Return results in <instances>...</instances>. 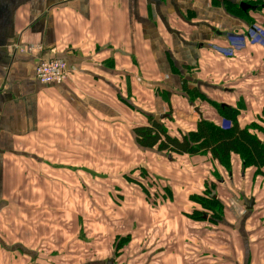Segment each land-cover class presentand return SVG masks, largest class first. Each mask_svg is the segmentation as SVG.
Listing matches in <instances>:
<instances>
[{
  "label": "crops",
  "instance_id": "1",
  "mask_svg": "<svg viewBox=\"0 0 264 264\" xmlns=\"http://www.w3.org/2000/svg\"><path fill=\"white\" fill-rule=\"evenodd\" d=\"M223 1L0 0V264H87L92 237L73 231L85 220L77 207L93 221L95 264H264L260 221L243 200L264 206V175L237 154L229 172L211 154L144 150L133 131L150 117L173 137L202 119L225 127L217 107H232L264 143V48L228 44L246 25ZM50 60L68 66L67 82L36 81ZM212 185L224 206L217 223L195 199ZM34 194L57 201L42 210L53 216L46 230L33 220ZM120 231L131 247L124 256L121 241L108 256Z\"/></svg>",
  "mask_w": 264,
  "mask_h": 264
},
{
  "label": "trees",
  "instance_id": "2",
  "mask_svg": "<svg viewBox=\"0 0 264 264\" xmlns=\"http://www.w3.org/2000/svg\"><path fill=\"white\" fill-rule=\"evenodd\" d=\"M226 1L225 7L230 11H227L228 15L237 20L239 18L244 20L245 18L247 21L252 10L257 13L264 8V0H256L255 2L237 0V4L233 0ZM241 3H247L252 9L242 10ZM209 102L212 104V101ZM217 108L227 121L225 127L202 119L196 131L181 134L180 137H173L164 125L159 124L150 117L149 126L137 127L133 130L137 143L144 150H155L167 155L196 156L211 154L212 158L229 172L231 170V156L237 154L241 157L244 168L254 167L260 175H264L262 171L264 168V143H261L259 138L251 134L248 129L240 127L238 122L240 111L238 109L232 107L221 108V106ZM150 184H156L154 179H151ZM214 187L212 185V188H207L204 196L195 199L204 205L208 211H211V221L217 223L222 221L224 217V206L214 199ZM166 190L167 194L171 196L170 189L167 188ZM199 217L197 216V218Z\"/></svg>",
  "mask_w": 264,
  "mask_h": 264
},
{
  "label": "rangeland",
  "instance_id": "3",
  "mask_svg": "<svg viewBox=\"0 0 264 264\" xmlns=\"http://www.w3.org/2000/svg\"><path fill=\"white\" fill-rule=\"evenodd\" d=\"M236 4L238 3L237 0H233ZM248 1H253L255 2L256 0H248ZM227 1H223V4H225ZM262 4V3H261ZM223 6V5H222ZM225 11L227 12H230L229 10L226 9V7H224ZM227 12V14H228ZM240 20H242L246 26H244L241 30L239 31H235L234 33H227L226 34V40L228 42V44H231V45H238V44H242L243 47L245 44L247 43H250V44H256V45H259L261 47L264 48L263 45H260V44H257V43H254V42H259V41H262L264 42V36H263V40L260 39V36H258L257 34L254 33V31L256 30H260L263 35H264V10L261 9L260 11H258L256 14H254L253 12L250 13L249 15V19H247V21L242 19V18H239ZM250 35L253 36L250 37ZM250 39V40H249ZM216 47V51L218 50V46H215ZM229 48H232V47H226L224 49H229ZM214 49V47H213ZM234 49V48H233ZM218 53H220L219 51H217ZM225 54H227L226 51H223ZM222 54V53H221ZM236 54V51L234 49L233 51V54L232 56H226L224 55L225 57H233L235 56ZM197 98V97H196ZM198 99V98H197ZM199 102L203 105V104H208L210 105L207 97H199ZM211 106V105H210ZM146 188V186H144ZM43 191V190H42ZM40 191V192H42ZM216 192H213V194L215 195ZM164 194V193H163ZM238 199H241L240 197ZM248 199V198H247ZM53 203H57V201H46V200H43L40 196H37L36 194L33 195L32 197V202L28 201V205H32L34 208H37L36 210L38 212H40L39 214V217H35L33 218L34 221L36 220H41L44 224V226L42 228L45 227V229L43 230H46L47 227H46V222L45 220L46 219H53V216L52 215H45V214H42V210L44 209V207H46L48 204H53ZM18 206V204H17ZM73 211H75V215L77 217V219L79 220L80 217H84V223H74L72 226L73 228V231L75 230H79L81 231V233H85V235L87 236H90V238L92 239L90 243H87V264H95V263H98L99 262V251L98 250V241H96L94 239L93 236H91L90 234L87 233V230L88 231H93L95 230L94 228H92V223L93 221H91L92 219L91 218H88L87 219V214L90 215V212L88 211L87 212V209H83V208H74L72 209ZM204 212H196L194 215L196 216H202V215H207L208 214V211H206V209H203ZM78 211H81V214L82 215H79L78 216ZM86 212V216L83 215V212ZM245 213H251V215H253L254 218H258L259 221H260V227L257 228V231L260 232V234H258L259 238L262 239V242H264V206H258L255 204V201H254V204L252 206V209L248 210L246 209L245 207ZM17 217V216H16ZM23 217V216H22ZM24 218V217H23ZM73 218V216H72ZM71 218V219H72ZM252 220V218H251ZM63 228L66 226L65 225H62ZM68 230V229H67ZM116 229H114L115 231ZM122 232V233H120ZM116 236L117 238L113 239V240H109L108 241V245H107V248L105 249V252L107 253L108 256H115V255H118L120 253H118L119 251V247L118 245L121 244V241H122V248L126 247V245H128L129 243V234H127L126 231H120ZM243 234H245V240L248 244V239H249V232L245 231L243 232ZM242 241V244H243V240L244 239H240ZM131 247V244L125 248L124 250V256H125V252L127 251L128 248ZM230 248H232L231 246V241H230ZM118 249V250H117ZM179 249L182 251L184 249V246H180ZM93 251V257L91 259V254H90V251ZM105 257V256H103ZM120 263H123V264H146L147 263V260H146V257L142 260H139V261H135V259H131V257H128V259L125 261V259L123 260V257L119 260ZM250 263V259L248 258V261H247V264ZM183 264H187V260L183 261Z\"/></svg>",
  "mask_w": 264,
  "mask_h": 264
},
{
  "label": "built area",
  "instance_id": "4",
  "mask_svg": "<svg viewBox=\"0 0 264 264\" xmlns=\"http://www.w3.org/2000/svg\"><path fill=\"white\" fill-rule=\"evenodd\" d=\"M255 34L260 36V39L263 40V33L260 30L254 31ZM250 37L253 38L252 35ZM250 40V39H249ZM260 45L264 46V42H254ZM216 49V47H215ZM22 53H31L33 54L37 49L34 48H26L20 49ZM220 53L226 55V56H232L234 49H223L218 47V50ZM223 51H226L227 54H225ZM35 79L37 82H39L42 85H56L61 84L64 82H67L69 80V69L68 66L59 60H50V61H42L38 66L35 68Z\"/></svg>",
  "mask_w": 264,
  "mask_h": 264
},
{
  "label": "water",
  "instance_id": "5",
  "mask_svg": "<svg viewBox=\"0 0 264 264\" xmlns=\"http://www.w3.org/2000/svg\"><path fill=\"white\" fill-rule=\"evenodd\" d=\"M240 7L244 11H248V10L252 9V7L250 5H248L247 3H241ZM161 118H163V117H157L156 121L159 122ZM243 200H244V206L246 207V209H248V210L252 209V206L254 204V200L253 199H247V198H244Z\"/></svg>",
  "mask_w": 264,
  "mask_h": 264
}]
</instances>
